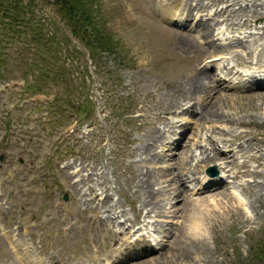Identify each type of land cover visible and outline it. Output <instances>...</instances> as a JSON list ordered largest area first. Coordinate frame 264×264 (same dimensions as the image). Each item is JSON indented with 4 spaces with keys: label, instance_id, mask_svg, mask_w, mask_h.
I'll return each mask as SVG.
<instances>
[{
    "label": "rangeland",
    "instance_id": "374dc122",
    "mask_svg": "<svg viewBox=\"0 0 264 264\" xmlns=\"http://www.w3.org/2000/svg\"><path fill=\"white\" fill-rule=\"evenodd\" d=\"M3 1L0 85L16 84L0 86V155L6 154L0 179L6 182L2 192L9 206L1 213L0 228L12 232L21 224L30 231L15 246L30 250L24 257L34 264H104L124 249L142 214L150 211L162 225L170 223L166 239L153 236L157 248L166 245L140 256L129 252L119 264H264L250 260L264 254V85L224 91L226 85L207 79L201 61L219 49L211 42L210 48L201 46L193 32L169 28L162 19L163 12L181 14L180 0H149V7L146 0H93L94 24L119 55L103 53L97 60L72 34L53 0ZM197 3L206 8L202 0ZM227 14L234 20L249 16L237 10ZM16 16L30 32L19 22L10 29L6 22L15 23ZM242 27L247 26L231 28ZM187 37L193 42L187 44ZM260 42L257 51L264 48V37ZM248 52L251 56L232 57L239 67L264 66L255 46ZM251 70L264 79L255 65ZM199 73L209 91L205 96L201 89L193 92ZM187 101L197 102V110L177 113ZM170 123L185 130L182 144L157 147L163 134L156 130ZM240 141L245 146H234L242 157L237 161L204 153L223 152L222 143ZM73 161L84 166L77 176L89 174L85 184L74 183ZM13 165L21 169L11 182ZM213 166L221 169L225 187L193 193L182 183L188 175L197 183ZM150 189L154 193L147 196ZM174 189L187 195L174 201ZM103 193L104 203L98 198ZM123 210L128 211L124 217ZM193 220L199 230L189 232ZM139 232L148 233L145 224ZM11 240L0 235V264H18Z\"/></svg>",
    "mask_w": 264,
    "mask_h": 264
},
{
    "label": "trees",
    "instance_id": "16d2710c",
    "mask_svg": "<svg viewBox=\"0 0 264 264\" xmlns=\"http://www.w3.org/2000/svg\"><path fill=\"white\" fill-rule=\"evenodd\" d=\"M11 1L12 0H8V3ZM3 2V0H0V6H3ZM53 2L62 17L71 27L72 34L75 37L84 40V43L90 47V55L92 59L97 60L99 54L103 50L108 51L109 53L114 52L109 50L111 47H109L108 42L104 40L106 37L101 35L103 30L99 29L96 24H94V11L92 10V5L94 4L93 0H53ZM8 7L9 6H7V8ZM14 21L15 23L11 21L8 23L10 29H13V24H17V22L21 23L22 19L19 16H16ZM254 257L258 258L259 261L264 262V254L260 255L258 253V255H254Z\"/></svg>",
    "mask_w": 264,
    "mask_h": 264
},
{
    "label": "bare ground",
    "instance_id": "6f19581e",
    "mask_svg": "<svg viewBox=\"0 0 264 264\" xmlns=\"http://www.w3.org/2000/svg\"><path fill=\"white\" fill-rule=\"evenodd\" d=\"M201 6V5H200ZM183 10H186V12L187 13H190L191 11H192V9H191V2H190V0H187L186 1V3H185V8H183ZM233 16V15H232ZM201 22H203V21H201ZM201 22H198L199 24H198V28L200 29V31L201 32H203L204 33V36H207V38L208 39H210L211 38V33H214V28H211V24L209 23V21H205L206 23H203V24H201ZM217 25V24H216ZM183 40L184 41H186L187 42V44H190L191 42H193L192 40H191V38H189V37H187V38H183ZM209 42V41H208ZM192 46H195V44L194 45H192ZM212 47H214V48H218V47H216V46H213V44H212ZM232 47H234V46H228V47H226V48H218L219 50L218 51H223V50H228V49H230V50H232ZM199 47H197V49H198ZM245 48H247V47H245ZM217 51V52H218ZM234 51V50H233ZM252 51V50H251ZM221 54H223V53H221ZM220 54V55H221ZM250 55V54H249ZM256 55V54H255ZM251 56V55H250ZM253 56V55H252ZM254 57V56H253ZM256 57V56H255ZM258 58V57H257ZM239 59V58H238ZM259 60V59H258ZM246 61V60H245ZM251 61V60H250ZM249 61V62H250ZM257 61V60H256ZM260 61V60H259ZM243 63V62H242ZM247 63V62H246ZM252 63V62H251ZM251 63L249 64V65H251ZM259 63V62H258ZM245 66V65H244ZM262 66V65H261ZM213 70V69H212ZM206 76H207V79L208 80H211L212 79V75L211 74H209V73H207V72H205L204 73ZM204 75V76H205ZM202 77V75H201V73H199V74H197V75H195V77H193V78H195V79H197L198 81H197V84H195V86H196V88L198 89H195L193 92H200V90L199 89H201V92L200 93H204V96H205V94H208L209 93V91H208V88L206 87V86H203V85H201L202 83H200L201 81H200V78ZM206 79V78H205ZM209 83V82H208ZM207 83V84H208ZM210 83H212V81L210 82ZM218 85V84H217ZM216 86V85H215ZM213 88H214V86H213ZM215 89V88H214ZM222 96V95H221ZM224 96V95H223ZM199 98V97H198ZM223 98V97H222ZM195 99V98H194ZM188 102V101H187ZM202 103V102H201ZM203 104V103H202ZM201 104V105H202ZM205 104V103H204ZM181 106V105H180ZM185 106H186V104H184V106H183V108H181L180 110L182 111L184 108H185ZM200 106V105H199ZM188 108H191V106H188ZM188 108H186V110L188 109ZM184 113V112H183ZM204 116V115H203ZM201 118V117H200ZM208 118V117H207ZM156 130V129H155ZM156 132L157 133H161V131H160V129H157L156 130ZM156 133V134H157ZM158 136V135H157ZM242 137V136H241ZM153 141V140H152ZM156 141V140H155ZM160 142V139H158V141H157V143H159ZM155 143V142H154ZM172 156V155H171ZM214 158H216L215 156H214ZM185 163H183V165H184ZM189 164V163H188ZM182 166V165H181ZM188 167V166H187ZM183 169L185 168V167H182ZM187 170V169H186ZM79 171H80V168L79 169H76L74 172H72L71 173V176L72 177H78V179L76 180V182L80 185V184H85L86 182H85V180L84 179H87L85 176L83 177V174L82 175H80V176H77V173H79ZM182 171V170H181ZM186 172V171H185ZM184 174V173H183ZM189 174V173H188ZM149 175H151V174H149ZM165 175H167V172H165ZM176 175V174H175ZM154 176H156V175H154ZM158 176V175H157ZM163 176V175H162ZM189 176V175H188ZM152 177V176H151ZM151 177H150V179H151ZM184 177V176H183ZM149 178V177H148ZM186 178V177H185ZM179 179V178H178ZM174 180V179H173ZM180 180V179H179ZM181 181V180H180ZM142 183V182H141ZM144 183H145V181H144ZM149 186V185H148ZM179 189H174L172 192L175 194L173 197H172V199H174V201H175V199H177V197L179 196V195H181V196H183V198H185V194H186V192L184 191H182V193H181V191L179 192L178 191ZM93 191H94V188H93ZM84 193V192H83ZM86 193H88V192H86ZM152 193H154L153 191H152V189H150L149 191H148V193H147V196H151L152 195ZM181 193V194H180ZM92 194V193H91ZM187 195V194H186ZM107 198V197H106ZM180 198V197H179ZM90 200H93V198L91 197V198H89ZM110 199V198H109ZM182 199V198H181ZM87 200V199H86ZM171 200V199H170ZM188 200H190V199H188ZM106 201V199L103 201V203ZM191 201V200H190ZM190 201H188V203L190 202ZM89 203V202H88ZM102 203V204H103ZM101 204V203H100ZM98 205V207L99 206H102V205ZM108 204H109V202H108ZM151 204V203H150ZM158 204V203H157ZM176 204V203H175ZM142 205H144V204H142ZM159 205V204H158ZM145 206V205H144ZM150 206V205H149ZM97 207V208H98ZM141 208H143L142 206H141ZM136 209V208H135ZM151 209V208H150ZM106 210V212H110L109 210H111V209H109V208H106L105 209ZM147 210V209H146ZM153 210V209H152ZM112 211V210H111ZM128 212V211H127ZM127 212L125 211V210H123V212L121 213L122 215L121 216H125L126 214H127ZM142 212V211H141ZM147 212H150V211H147ZM113 213V212H112ZM143 215V214H142ZM139 216V215H138ZM140 216H141V214H140ZM109 218V216H107L106 217V219L105 220H107ZM135 218V217H134ZM126 219V221H125V223L124 224H126L127 223V220L129 219V218H125ZM113 220V219H112ZM117 220V219H116ZM158 220H160V219H158ZM161 221V223L160 224H158V225H153V228H154V231L155 232H157L158 234H160V236L161 237H168L170 234L168 233V229H166V225H169L170 223L169 222H166V224L165 225H162V222H164L163 220H160ZM99 222H103L102 221V219L101 220H99ZM110 223V222H109ZM159 223V222H158ZM193 226L191 227V229H190V231L189 232H192L193 231V229L195 230V231H197V230H199L198 228H199V224L198 223H194V220H193ZM191 223V224H192ZM103 224V223H102ZM111 224V223H110ZM124 224L122 225V226H124ZM202 224V223H201ZM113 225V224H112ZM115 225V224H114ZM116 225L118 226L119 224L118 223H116ZM127 225V224H126ZM133 226V225H132ZM143 226V225H142ZM110 227V226H109ZM130 227V226H129ZM129 227H127V228H129ZM202 227V226H201ZM103 228V227H102ZM105 228V227H104ZM116 228V227H115ZM188 228H189V226H186L185 228H184V231H183V233H184V235L185 234H187L186 233V231L188 230ZM106 229V228H105ZM130 229V228H129ZM201 229V228H200ZM140 230V229H139ZM186 230V231H185ZM106 231V230H105ZM170 231V230H169ZM195 231H194V234H195ZM107 232H108V229H107ZM197 234H195L196 236L198 235V233L199 232H196ZM23 234V233H22ZM108 234H109V232H108ZM129 234H131V232L130 231H128V235ZM195 235H194V237H195ZM110 236H111V234H110ZM184 237V236H183ZM198 237H201L200 236V234H199V236ZM110 238V237H109ZM166 239V238H165ZM192 239V238H191ZM199 241V240H198ZM93 242H94V240H93ZM97 242V241H96ZM92 246H94V244L92 245ZM164 246H161V249L163 248ZM95 252H96V250H94ZM99 253V252H98ZM164 253H161V256L163 255ZM186 253L185 252H183V251H181L180 252V254H179V258L181 259V260H183V259H185L186 257H183L182 258V255H185ZM161 256L159 257V258H161ZM167 255H165L164 257H166ZM163 259V258H162ZM160 260V259H159ZM162 260H160L159 261V263L161 262ZM162 264H163V262H162Z\"/></svg>",
    "mask_w": 264,
    "mask_h": 264
},
{
    "label": "water",
    "instance_id": "95a60500",
    "mask_svg": "<svg viewBox=\"0 0 264 264\" xmlns=\"http://www.w3.org/2000/svg\"><path fill=\"white\" fill-rule=\"evenodd\" d=\"M215 170V174H217L218 173V171L216 170V169H214Z\"/></svg>",
    "mask_w": 264,
    "mask_h": 264
}]
</instances>
